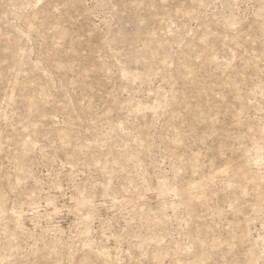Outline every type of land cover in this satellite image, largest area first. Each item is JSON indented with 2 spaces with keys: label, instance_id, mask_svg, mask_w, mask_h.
I'll list each match as a JSON object with an SVG mask.
<instances>
[{
  "label": "rangeland",
  "instance_id": "obj_1",
  "mask_svg": "<svg viewBox=\"0 0 264 264\" xmlns=\"http://www.w3.org/2000/svg\"><path fill=\"white\" fill-rule=\"evenodd\" d=\"M0 264H264V0H0Z\"/></svg>",
  "mask_w": 264,
  "mask_h": 264
},
{
  "label": "bare ground",
  "instance_id": "obj_2",
  "mask_svg": "<svg viewBox=\"0 0 264 264\" xmlns=\"http://www.w3.org/2000/svg\"><path fill=\"white\" fill-rule=\"evenodd\" d=\"M256 146H257V152H255V153L258 154V153H260V150H261L260 147H261V145H259V147H258V145L256 144ZM256 146H255V148H256ZM255 155H256V154H255ZM258 155H259V154H258ZM259 156H260V155H259ZM260 157H261V156H260ZM260 157H259V158H260ZM254 162H255V161H254ZM258 164H259V163H258Z\"/></svg>",
  "mask_w": 264,
  "mask_h": 264
}]
</instances>
